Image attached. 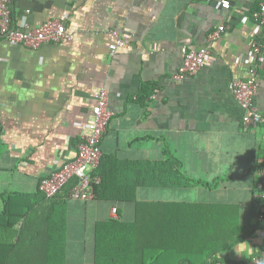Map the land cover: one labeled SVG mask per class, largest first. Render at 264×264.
I'll return each mask as SVG.
<instances>
[{
    "label": "crops",
    "instance_id": "0c3cea01",
    "mask_svg": "<svg viewBox=\"0 0 264 264\" xmlns=\"http://www.w3.org/2000/svg\"><path fill=\"white\" fill-rule=\"evenodd\" d=\"M220 1L13 0L17 25L67 14L71 35L29 48L0 34V212L7 197L20 210L36 204L30 218L14 224L27 264H64V255L65 264H95L98 225L102 250L135 244V258L147 264L205 257L151 248L142 255L149 225L156 228L151 243L165 240L157 229L163 225L203 227L207 244H228L218 253L225 264L264 249V121L245 126L230 89L254 72L255 104L264 114V48L253 50L264 45V25L252 16L264 0H231L230 8ZM221 23L214 60L175 81L182 47L205 45ZM111 28L130 33V47L112 54ZM99 86L108 89L111 112L101 139L105 197L46 199L39 184L75 158ZM151 212L173 217L146 218ZM111 219L125 227L112 228ZM174 232L168 229L167 242ZM241 240L247 243L238 254Z\"/></svg>",
    "mask_w": 264,
    "mask_h": 264
},
{
    "label": "built area",
    "instance_id": "2783aa9c",
    "mask_svg": "<svg viewBox=\"0 0 264 264\" xmlns=\"http://www.w3.org/2000/svg\"><path fill=\"white\" fill-rule=\"evenodd\" d=\"M13 0H0V34L9 42L22 44L29 48H38L45 42L62 43L71 37L67 31V14L58 18H53L36 24L34 26L27 22L17 25L12 9ZM223 8L231 7V0H221ZM253 18L264 25V2L258 9L252 12ZM226 29V25L221 23L218 28L209 34L207 43L198 48L182 47L183 63L179 70L173 75L175 81H182L187 76L196 74L203 67L214 60L213 42L221 36ZM110 33L113 41L109 48L113 54L118 48H128L131 45V34L116 28H111ZM264 45L253 44L256 53L263 51ZM160 44H154L153 50H159ZM260 82L253 72L246 79H234L230 83V89L236 99L244 109L242 122L247 127H255L264 121V114L255 104V96ZM94 105L90 117L84 124L81 133V141L78 145L76 156L73 160L65 162L58 169L43 178L39 184V189L47 198L65 197L71 199L87 200L95 197V184L100 182V178L93 172L99 167L102 159L101 139L106 132L111 112L108 109L109 92L104 86H99L92 92ZM88 166V171L85 167ZM264 177V171L262 172ZM75 182H72L73 180ZM71 183V186H67ZM261 204H264L262 195ZM112 213L117 215L116 206L112 208ZM260 220H264V212L259 215ZM237 264H264V249L247 261Z\"/></svg>",
    "mask_w": 264,
    "mask_h": 264
},
{
    "label": "trees",
    "instance_id": "16d2710c",
    "mask_svg": "<svg viewBox=\"0 0 264 264\" xmlns=\"http://www.w3.org/2000/svg\"><path fill=\"white\" fill-rule=\"evenodd\" d=\"M102 161V159H101ZM101 163L99 167L96 169L94 174H99L101 175V180L98 184H95L94 190L96 192V195L100 198L105 197L102 195V189L104 188V185L106 183L105 175L100 169ZM99 170V171H97ZM76 180L74 179L72 182H75ZM42 196L46 199H49L45 196L43 192L38 190ZM10 197L5 198V207L2 212H0V220H5L6 222L0 223V264H27L28 262L23 259L22 257V250H26L24 247L22 248V244L20 243V240L16 239V237L19 238L21 232L16 231L14 229V224L22 219L30 218V213L32 210L36 209L37 207L34 205L31 208H26L25 210H20L17 208H14L12 205V202L9 199ZM51 199V198H50ZM133 200H136L133 198ZM143 204V203H142ZM141 203L137 201V206L140 208ZM171 207L173 205L169 204ZM146 206V205H144ZM173 217L171 214H167L165 212L162 215H157L153 216V213L151 212L148 214L146 218H151V219H169ZM110 226L112 228H116L117 226H124L125 224L123 222H118L116 219H111L109 222ZM128 225L127 227H129ZM174 227V228H172ZM120 228V227H117ZM130 228V227H129ZM133 228H135L133 226ZM139 229V228H138ZM142 232L144 235V241L142 242V255L146 253V249H155L159 252H163L169 249H174L175 252L177 253H204L205 257L200 263H195L193 260L190 258L188 259H182L179 261L178 264H225V260L221 259L218 256V253L220 252L221 248L227 247L228 244H219L217 245L215 242L211 244H207L205 237H203V227L199 229L198 227H191V226H183V225H163L160 226L159 228V233L160 236H163L165 240H161L160 242L157 243H151V234L153 233V230L156 228H153L152 226H145L142 228ZM168 229L171 231V229L175 230L173 233L174 238L170 241L167 242V236H168ZM193 233L191 234V232ZM99 225L97 226V232H96V249H95V264H147V260L143 261V258H135V244L130 246L129 244L125 243L123 239L122 242L118 247L121 248V250H113L112 247L110 249H105L106 246H104L103 250L100 247V240H99ZM146 238V240H145ZM185 240H190V241H185ZM192 240H198L197 241H192ZM200 240V241H199ZM125 244L130 250L127 249H122L125 247ZM102 245V244H101ZM180 245H187L189 249L183 250L180 249ZM138 247L139 244H138ZM107 248V247H106ZM113 250V252H111ZM110 255L109 258L106 257V255ZM151 262V257L149 258V262ZM64 264H65V255H64Z\"/></svg>",
    "mask_w": 264,
    "mask_h": 264
},
{
    "label": "clouds",
    "instance_id": "9594fccd",
    "mask_svg": "<svg viewBox=\"0 0 264 264\" xmlns=\"http://www.w3.org/2000/svg\"><path fill=\"white\" fill-rule=\"evenodd\" d=\"M246 241H243V240H241V241H238L237 243H236V245L234 246V249L236 250V252L238 253V254H241L243 251H244V248H245V246H246Z\"/></svg>",
    "mask_w": 264,
    "mask_h": 264
},
{
    "label": "rangeland",
    "instance_id": "374dc122",
    "mask_svg": "<svg viewBox=\"0 0 264 264\" xmlns=\"http://www.w3.org/2000/svg\"><path fill=\"white\" fill-rule=\"evenodd\" d=\"M88 169H89V167H88V166H86V167H85V170H86V171H88Z\"/></svg>",
    "mask_w": 264,
    "mask_h": 264
}]
</instances>
